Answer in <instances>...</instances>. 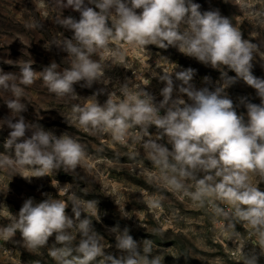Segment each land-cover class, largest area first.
Instances as JSON below:
<instances>
[{
  "label": "clouds",
  "instance_id": "9594fccd",
  "mask_svg": "<svg viewBox=\"0 0 264 264\" xmlns=\"http://www.w3.org/2000/svg\"><path fill=\"white\" fill-rule=\"evenodd\" d=\"M60 4L79 13V19L63 16L55 21L72 33L71 38L54 42L67 53L68 67L61 69L53 61L37 72L32 63L25 62L18 66L19 75L0 69V99L10 110V115L0 119V129L10 130L3 145L6 151L0 153V169L12 170L29 181L54 170L74 172L85 159L84 147L67 134L57 136L38 123L27 122L22 115L27 111L25 89L42 79L57 97L80 100L84 98L77 95L74 85L91 88L102 84L105 87L84 99L82 105L75 104L65 121L93 135L110 134L121 144L129 139L143 142L149 160L161 174L158 177L152 173V179L159 182L162 178L170 190L183 192L201 205L207 199L215 215L230 221L229 227H234L231 221H236L251 229L258 238L259 252L253 248L244 253L242 264H259L264 256V191L259 188L264 183V79L256 78L252 70L257 55L264 58L260 46L245 39L219 10L201 13V5L193 0H60ZM250 8V19L264 26V10L248 3L242 5L244 10ZM112 43L138 49L149 45L173 47L213 69L227 67L236 76L230 77L224 71L222 82L214 88L197 89L192 83L195 70L163 71L157 75L165 84L159 102L145 89L131 87V81L125 80L114 85L117 90L108 92L101 105L97 96L112 81L92 56L107 51ZM111 56L114 65L131 69L119 48ZM237 78L255 89L259 104L247 98L235 104L228 96L226 89ZM204 80L210 82L208 77ZM175 81L180 84L177 86ZM185 95L190 102L182 98ZM241 105L246 109V119L237 112ZM152 126L157 130L155 139L149 132ZM133 128L139 129L135 135L130 133ZM165 138L166 143L159 142ZM186 181L192 182L194 191ZM58 192L66 199L48 195L35 202L28 198L18 214L9 212L8 224L0 227V239L35 252L46 247L54 236L49 255L56 264H92L98 258L100 264H162L161 255L153 254V242L145 239L141 246L127 228L111 229L115 247L122 254L116 257L106 253L104 238L94 230L88 216L89 212L97 214L95 201L81 199L67 186ZM147 204L151 209L161 208L157 199H149ZM222 204L228 206L227 210ZM69 206L72 216L66 211ZM17 233L18 241L14 239ZM74 234L79 236L75 247Z\"/></svg>",
  "mask_w": 264,
  "mask_h": 264
},
{
  "label": "rangeland",
  "instance_id": "374dc122",
  "mask_svg": "<svg viewBox=\"0 0 264 264\" xmlns=\"http://www.w3.org/2000/svg\"><path fill=\"white\" fill-rule=\"evenodd\" d=\"M193 2L201 5V13L219 10L222 16L230 18L234 26L241 30L245 39L257 43L260 53H264V26H258L250 19L251 8L242 9V5L248 3L252 8L264 10V0ZM63 16L79 19V13L71 8L64 9L60 0H0V69L19 75L18 66L25 62L32 63L37 72L53 61L61 69L68 67L67 53L54 46V42L72 36L70 31L64 30L55 22ZM117 48L125 56L126 62H129V53H133V48L123 43H112L107 51H99L92 56L93 60L103 65L106 76L112 81L106 91L97 96L101 105L106 101L108 92L117 90L114 85L122 84L125 80L131 81V87L134 85L129 70L112 63L111 52ZM135 49L136 57L131 55L133 65L146 63L143 74L148 82L142 89L152 94L156 102L162 100L160 91L165 86L157 75L163 71L173 72L175 66L195 70L193 79L198 81L195 86L197 89L205 86L214 88L217 82H222L221 72L226 71L230 77L236 76L227 67L213 69L173 47L160 49L149 45L145 49ZM140 54L147 55V58L143 60ZM261 64H264V58L258 54L252 74L264 79V67ZM205 77L210 80L207 84ZM175 84L178 86L180 82L175 81ZM104 87L102 84H94L91 88L81 87L79 83L74 85L77 95L84 99L90 98ZM226 92L235 104H239L240 98L260 103L255 89L247 86L240 78ZM117 94L119 95L118 91ZM176 95L174 92V98ZM182 98L190 102L186 95ZM84 99L59 98L48 91L42 79H37L34 84L26 87L23 102L27 105V111L22 113L25 120L38 123L57 136L67 134L73 137L84 147L86 155L74 172L54 170L48 176L34 177L30 181L12 170L0 169V227L8 224L9 212L18 214L28 198L35 202H41L48 195L66 199V196L59 195L58 190L67 186L81 199L95 201L97 214L89 212L88 216L93 220L94 230L104 238L102 243L106 253L116 257L122 254L116 249L115 235L111 232L112 228L118 227L121 231L127 228L141 246L143 240L150 239L153 242V254L161 255L162 264H242L243 258L231 257L227 246L218 240L217 228L214 227L217 215L211 210L207 199L201 205L183 192L170 190L162 178L159 182L152 179V173L155 172L158 177L161 174L149 160L143 142H136L133 146L121 144L114 141L110 134L93 135L65 121L64 117L72 115L73 106L82 105ZM237 112L247 118L246 109L242 105L237 107ZM8 115L10 110L0 99V119ZM9 131L7 127L0 129V153L6 151L3 145ZM149 132L155 139V126L150 127ZM159 142L166 143V138ZM167 146L171 148L170 145ZM251 179L256 181V177ZM191 183L186 181L189 187ZM259 188L264 191V183L259 184ZM190 190L194 191V188L190 187ZM149 199L159 200L161 208H149ZM66 211L70 216L73 215L71 206ZM84 215L82 214V218ZM74 235L73 247L79 242V236ZM14 239L20 240L19 233ZM54 243L53 236L46 247L30 252L20 243L0 239V264H56L49 255V248ZM92 264H100V258ZM259 264H264V259H259Z\"/></svg>",
  "mask_w": 264,
  "mask_h": 264
},
{
  "label": "built area",
  "instance_id": "2783aa9c",
  "mask_svg": "<svg viewBox=\"0 0 264 264\" xmlns=\"http://www.w3.org/2000/svg\"><path fill=\"white\" fill-rule=\"evenodd\" d=\"M137 51L135 48H133V54L134 57H136ZM131 55H129V64H131V69H128L131 76H133L134 85L133 87L142 89L145 87V84H147L148 80L144 76V64H139L138 66L133 65ZM141 58L144 60L147 58V55L140 54ZM184 70L181 66H175L173 71H182ZM197 79H193L192 83L194 86H196ZM161 114L163 115V110L161 111ZM139 130L136 128H133L130 130L131 135H135ZM129 146H133L136 144L132 139H129L127 143H124ZM221 207H224L226 210L228 208L227 205H220ZM212 210V208H211ZM230 221L225 219L224 217L217 216V219L215 220L214 227L217 228V238L219 241H221L223 244L227 246V252L228 254L233 258H243L244 253L250 251L253 248H256L257 252H259V242L257 236L252 232L251 229L246 228L242 223L231 221L232 224H234V227H229ZM259 259H264V256H261Z\"/></svg>",
  "mask_w": 264,
  "mask_h": 264
}]
</instances>
